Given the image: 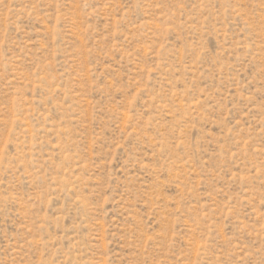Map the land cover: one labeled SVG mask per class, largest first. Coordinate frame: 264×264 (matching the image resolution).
<instances>
[{
  "label": "rangeland",
  "instance_id": "obj_1",
  "mask_svg": "<svg viewBox=\"0 0 264 264\" xmlns=\"http://www.w3.org/2000/svg\"><path fill=\"white\" fill-rule=\"evenodd\" d=\"M0 264H264V0H0Z\"/></svg>",
  "mask_w": 264,
  "mask_h": 264
}]
</instances>
